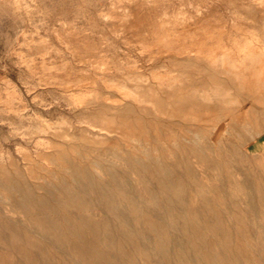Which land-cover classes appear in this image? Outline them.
<instances>
[{
    "label": "rangeland",
    "instance_id": "rangeland-1",
    "mask_svg": "<svg viewBox=\"0 0 264 264\" xmlns=\"http://www.w3.org/2000/svg\"><path fill=\"white\" fill-rule=\"evenodd\" d=\"M263 5L264 0H0V181H4V171L12 178L21 177L33 190L35 185L55 184L62 178L70 183L65 171L69 166H77L80 172L98 159L96 152L108 154L113 147L129 152L143 144L167 164H174L175 158L165 148L173 140L181 142V123L203 118L214 124L220 119L217 110L197 109L183 99L194 92L206 106L214 105L213 99L210 104L198 96L202 89L195 86L198 81L205 83L207 91L214 88L195 65L198 53L217 61L223 58L235 71L243 72V98L223 106L237 109L248 97L258 99L246 116L253 126L252 114L264 110V86L255 83L256 76L249 78L264 67ZM190 48L197 52H187ZM234 86L239 87L236 82ZM225 92L235 96L233 90ZM230 134L217 140L212 137L210 142L213 147L236 144ZM214 149L205 152L214 167L196 164L191 158L196 177L211 189L212 201L218 190L224 193L223 201L235 199L241 190L228 178L229 171L238 178L248 171L264 187V147L247 156L263 163L244 170L234 169L236 161ZM119 173L125 180L124 194L142 201V215L153 219L160 234L168 237V247L176 246L181 238L168 226L191 222L226 264H264V212L215 205L221 221L206 219L196 208L180 219L174 213V222L168 216L167 223L162 192L147 173L127 168H120ZM177 173L181 186L192 190L186 176ZM102 182L114 190L108 176L102 175ZM7 193L0 187V264H88L84 258L92 254V245L112 264H125L122 256L126 254V262L143 264L133 248L153 241L141 221L134 222L123 207L112 211L92 193L86 195L88 214L99 238L81 228L83 244L72 236L38 228L34 219L4 212ZM151 193L158 197L157 203L143 204ZM67 216L78 215L68 211ZM205 222L221 224L228 243L208 230ZM237 248L245 252L244 259L237 255ZM84 252L89 253L83 256Z\"/></svg>",
    "mask_w": 264,
    "mask_h": 264
},
{
    "label": "bare ground",
    "instance_id": "bare-ground-1",
    "mask_svg": "<svg viewBox=\"0 0 264 264\" xmlns=\"http://www.w3.org/2000/svg\"><path fill=\"white\" fill-rule=\"evenodd\" d=\"M176 51L179 53L181 52V49L178 48ZM193 51L197 52V50L194 48L187 49V52ZM198 54V57L193 56L197 58L195 65H198L201 68L204 75H206L214 85L213 91L210 92V90L207 91L206 85L203 81H198L195 83V86L202 88L198 96L199 98H202V100L206 99L210 101V104L211 100L213 99L214 105L212 107L206 106V104L200 102L201 100H198L194 92L191 95H185L183 99L188 102L186 104L197 109L204 110L209 108V110H211V108H213V110H217L221 120L217 119L216 121L219 122L215 121L214 124H212L211 119L204 120L203 118H192L193 121H190L189 119L190 122H186L185 119V122L181 123L180 125V130L182 133L181 142L173 140L170 142V145L165 148L168 156L175 158L174 164H169V162L167 164L162 160V156L156 154V152H152L149 147H144L143 144V147L139 146L137 148H129L131 149L129 152L120 151L117 147H113L112 150L108 152V154L96 152V156L99 161L98 159L89 161V165L83 166L80 172L77 171V166L75 167L76 169L69 166L65 170L69 176V179L71 180L70 183L66 182L62 178L57 180L55 184L45 183L42 185L39 183L41 185H35V190L29 187L30 185H26L24 180L22 181V179H20L21 177L12 178L11 175L8 176V173L2 171L1 174L4 175V181H0V187H3L9 192V194L7 193L8 195H6L7 200L5 202L3 201V211L21 214L24 217H29L31 220L34 219L33 221L37 224L38 228L46 229L49 232L53 231L56 236H72L78 241V243L83 244L81 228L87 229L89 233L94 235V237L99 238L98 234L95 233V226L93 225L92 219L88 214L89 201L86 195L88 193H92L98 202L107 205L112 211H117L123 207V209H125L124 214L127 213L134 222L141 221V223L144 225L153 241L146 246H136L133 248V251L137 253L136 255L142 260L143 264H161L159 262L156 263L157 261L155 262V260L162 261V264H226L221 260V256L212 250L210 245L203 242V239L198 232L199 228H197L195 223L191 224L190 222V225H186L185 222L183 225L178 226L174 224L175 226L171 227L169 225L168 228L172 230L173 234L178 233L181 238L177 239L178 244L176 246L168 247V237L166 235L162 236L160 234L161 232L158 231L157 224L153 221V219L147 215H142L139 208V204L142 203V201L137 199V197L130 195V193L129 195L124 194L125 192L123 190V186L125 187V180H122V177L119 173L120 168H127L129 170L132 169L147 173L151 181L155 183V187L160 192H162L163 200L167 207V215H165L166 217L164 216L167 220V223L168 216H170L169 220L171 219V221L174 222V216H172L175 215L174 213H176L177 218L180 219L183 218L185 212L193 214L198 211L195 210L196 208L202 211L206 219L213 218L215 222L221 221V216L219 213L220 211L215 208V205L225 204L232 210H237L238 207H243L250 213L251 211L264 212V187L257 180V176H251L252 174L248 171H243L240 178H238V176L233 177L232 173L230 174L229 171L228 178L230 181H232L234 186L239 187L241 190L238 191L235 189L236 187L234 188L232 185L233 188L238 191V195L233 196L232 193H230L235 199H227L228 201H223L220 198L221 193L224 194L220 190L216 191L217 197L212 201V198L210 197L212 195H209V192H211L210 187L202 184L196 177V171L193 167L191 158H195L196 164L204 162L208 164V166L214 167V162L205 155V152L213 151L215 148L214 150L217 151L216 153L222 154L224 157L236 161L234 162V169L244 170L250 165H258L259 163H263L258 158L247 156L254 150L264 147V110L255 113L254 115L252 114L253 118L256 119V122L253 124V126L249 125V121L247 119L248 117L246 118L247 113L251 109L252 105L255 104L258 99L248 97L244 101H240L238 103L239 105L237 109H230L223 106L225 103H228L229 105L230 101L232 103L234 102L233 105H235V101L238 100L237 98L239 96L243 98L244 87L242 84L244 83L243 78L245 77H243V72L235 71V67L231 63L226 62L223 58L217 61V59L214 57H209L208 54L206 56L205 54ZM187 58H184V61L187 60ZM189 58H192L191 55ZM255 76V80H257H254L255 83L260 84L259 86H264L263 66H260L259 70L254 71V73L250 75L249 78H253ZM235 82L239 85V87L234 86ZM224 89L233 90L235 96L233 97L232 95H229ZM168 93H170V91ZM263 95L264 94H262L261 98H264ZM236 112L240 113L237 114ZM106 131L108 132V130ZM228 131H231L230 135L236 139L237 143L235 144L228 142L226 144L220 145L219 147H213L212 144L214 142H210L211 138L215 137L217 140L220 138V136L227 133ZM136 137H140V135ZM138 141L139 140H137L136 143H138ZM248 142H251V145H249ZM69 163L70 164L68 165L72 166V163ZM260 170L262 171L263 169L261 168ZM177 171L182 172L190 181L192 190H186V188L181 186L180 177ZM15 173L17 172L15 171ZM102 175L108 176L111 179L112 183L114 184L113 191H111L108 186L102 182ZM251 180H253L252 183ZM251 186L252 189H250ZM37 189L42 191V194L38 193ZM130 189L131 192L132 189L134 190L133 187ZM156 198L154 197V194L151 193L150 199L143 204L154 206L157 203ZM168 210L171 212L170 215H168ZM68 211H73L78 216L71 219V217L67 216ZM203 224L205 227L209 228L208 230H211L215 234H220L225 244L228 243L227 232L224 231L226 229L220 227L221 224H210V222H205ZM91 248L92 254L90 251V253L87 252L89 253V258L83 257L88 262V264H112L111 262L104 261V258L95 246L92 245ZM237 249V255L244 259L246 257L245 252H243L240 248ZM87 253L84 252L83 256L87 255ZM130 255L132 256V254ZM126 257L127 254L122 256V260L124 261H122V263L132 264L129 261L126 262Z\"/></svg>",
    "mask_w": 264,
    "mask_h": 264
}]
</instances>
